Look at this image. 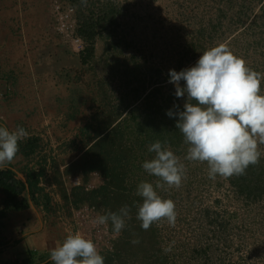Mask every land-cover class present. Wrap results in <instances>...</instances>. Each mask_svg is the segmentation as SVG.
Returning a JSON list of instances; mask_svg holds the SVG:
<instances>
[{"label":"rangeland","instance_id":"obj_1","mask_svg":"<svg viewBox=\"0 0 264 264\" xmlns=\"http://www.w3.org/2000/svg\"><path fill=\"white\" fill-rule=\"evenodd\" d=\"M80 7L96 18L112 9L116 13V22L97 35L96 53L87 64L81 58L82 45L73 44L80 34ZM219 43L264 73V0H87L86 6L81 0H0V126H22L29 133L19 142L14 161L0 170V177L16 190L15 200L5 206L0 186V254L24 237L25 229L16 223L27 226L29 221L42 222L66 238L70 220L72 228L77 223L80 232L102 248L97 237L111 222L92 221L112 208L90 200L69 204L56 173L81 153L86 135L80 149L66 147L81 128L94 126L98 133L108 120L116 124L127 117L122 145L128 188L122 202L126 199L131 207V219L119 234L111 229L108 234L120 254L117 264H264V156L244 175L212 180L206 162L185 159L188 145L167 143L186 167L181 187L165 184L157 189L162 198L175 202L176 225L162 221L143 230L136 218L143 202L136 194L138 184L155 185L158 178L142 168L155 153L148 151L151 142L135 132L130 108L146 114L148 97L154 98L151 91L158 85L161 97L181 103L182 111L186 97L175 96L169 70L193 66ZM72 113L77 117L70 118ZM260 149L264 151V145ZM34 168H44L39 185L50 197L52 212L34 188ZM81 176L86 187L106 181L99 172ZM234 179L238 185H251L255 193L241 192ZM63 181L68 189L75 186L72 175ZM137 238L138 244L131 243ZM172 241V251L165 253ZM51 251L41 252L44 264H54Z\"/></svg>","mask_w":264,"mask_h":264},{"label":"clouds","instance_id":"obj_2","mask_svg":"<svg viewBox=\"0 0 264 264\" xmlns=\"http://www.w3.org/2000/svg\"><path fill=\"white\" fill-rule=\"evenodd\" d=\"M81 3L86 6L87 0ZM168 75V82L175 86V96L186 97L182 111L166 112L169 117H179L175 127L182 133L183 143L188 145L186 160L206 162L208 177L212 180L217 176L244 175L249 166L260 163L264 156L260 149L264 145V91L261 89L264 73L248 67L242 56H237L227 44L219 43L205 50L193 66L179 72L170 69ZM28 137L22 126L12 130L0 126V170L14 161L19 142ZM148 151L155 156L144 161L142 168L158 180L155 185L148 181L138 184L136 194L143 202L137 206L136 218L143 230L154 223L159 226L162 221L175 227L176 204L171 198H162L157 189L165 184L169 188L181 187L186 167L166 141L156 140ZM128 219H131V207L124 205L118 211L97 216L92 223L107 225L110 221L114 233L119 234ZM139 242L138 238L131 241ZM174 244L172 241L164 252H171ZM50 259L54 264H105V257L94 241L79 231L67 235L51 251Z\"/></svg>","mask_w":264,"mask_h":264},{"label":"trees","instance_id":"obj_3","mask_svg":"<svg viewBox=\"0 0 264 264\" xmlns=\"http://www.w3.org/2000/svg\"><path fill=\"white\" fill-rule=\"evenodd\" d=\"M70 1L76 3L78 0ZM78 11L80 17V35L87 43L85 49L81 51V58L83 63L87 64L96 53L97 35L104 28H107L109 24L116 22V13L115 9H112L109 14H104L102 17L99 16L96 18L93 14L83 11L81 7ZM108 18L109 20L105 22ZM160 91L161 88L158 85L151 91V98H154L149 99L148 97L149 102L146 105V114L139 112V107L130 108L132 119L136 122L135 132L140 137L145 136L147 142L153 143L156 140H160L161 142L166 141L176 146L180 145L183 143V135L175 127L179 117H169L166 115V112L170 109L173 112L181 111L182 105L181 103L171 101L172 98L161 97ZM161 99L162 101H159ZM174 105L178 107H174ZM119 116L121 117L122 114ZM69 117L76 118L77 115L72 113ZM107 122V125H101L98 133L94 126L81 128L80 134H76L75 137L66 143L68 151L70 149L77 150L80 142L84 140L83 137L85 135L88 137L84 141V146L82 145L81 147V153L65 163V168L62 172L57 171L56 173V180L60 184L62 195L69 204L78 205L82 201L90 200L98 203L100 206H105L106 208L111 207L112 212L118 211L121 205L128 204L126 199L122 202L123 197H126L125 192L128 188L126 185V181L128 182V173L126 167L123 168V162L127 158V151L124 150L122 145L125 136V127L128 126V119L124 117L116 124L115 120H108ZM92 130L94 133H91ZM42 156L45 158L47 155L44 154ZM53 159L55 160L54 157ZM39 164L42 167L44 166L42 163ZM249 167L251 168V166ZM93 172L101 173L106 180L99 187L89 189L85 185H75L68 189L63 181L65 175H84L85 177H89ZM30 173L34 177V188L40 192V198L45 208L49 212H52L50 197L45 192V187L39 185L40 178L44 174V168L38 170L34 168ZM233 181L241 192H246L248 195L255 193V189L251 185L250 187L238 185L237 179ZM0 186H2L5 193V206H9L16 197L15 185L0 177ZM110 229L113 231L111 223ZM100 254L105 257V264H117V260L120 257V254L115 249L113 251H100ZM160 261L163 263L162 260Z\"/></svg>","mask_w":264,"mask_h":264},{"label":"crops","instance_id":"obj_4","mask_svg":"<svg viewBox=\"0 0 264 264\" xmlns=\"http://www.w3.org/2000/svg\"><path fill=\"white\" fill-rule=\"evenodd\" d=\"M27 222V226L16 223L19 228H24V237L16 245L4 249L0 254L1 264H44L41 259L43 253L53 250L65 239L57 231L50 232L45 224L40 222ZM40 226V227H38ZM35 251L40 253L36 254Z\"/></svg>","mask_w":264,"mask_h":264},{"label":"built area","instance_id":"obj_5","mask_svg":"<svg viewBox=\"0 0 264 264\" xmlns=\"http://www.w3.org/2000/svg\"><path fill=\"white\" fill-rule=\"evenodd\" d=\"M76 35H77V37L74 40L73 44L80 43L82 45V48H83L82 50H84L85 49V45H84V40L85 39L79 33H76ZM74 179H75V184L74 185H83V184H85L84 181H83L84 180L83 176H81V175H74ZM87 188H93V187H88L87 186ZM66 223L69 224L68 225V230L70 231L71 234L75 233L76 231L80 232V230L77 228V223L74 224V228L71 227L73 223L70 220H68ZM109 229H110V227L107 226V228L103 231V233H101L97 237V243H102V248L98 249L99 252L100 251H113L114 250L113 244L110 241V235H108L109 234Z\"/></svg>","mask_w":264,"mask_h":264}]
</instances>
